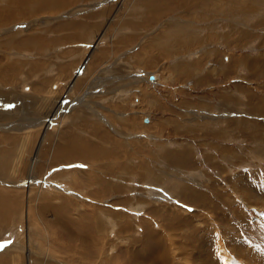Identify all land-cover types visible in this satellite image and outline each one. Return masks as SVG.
<instances>
[{
    "label": "rangeland",
    "instance_id": "1",
    "mask_svg": "<svg viewBox=\"0 0 264 264\" xmlns=\"http://www.w3.org/2000/svg\"><path fill=\"white\" fill-rule=\"evenodd\" d=\"M10 1L0 0V138L21 146L1 191L28 192L31 148L61 108L35 177L52 191L30 196L45 256L88 264L66 250L81 216L85 233L100 223L107 254L93 264H264V0ZM71 135L116 145V157L57 162ZM92 176L101 182L81 183ZM16 240L17 225L0 248Z\"/></svg>",
    "mask_w": 264,
    "mask_h": 264
},
{
    "label": "bare ground",
    "instance_id": "2",
    "mask_svg": "<svg viewBox=\"0 0 264 264\" xmlns=\"http://www.w3.org/2000/svg\"><path fill=\"white\" fill-rule=\"evenodd\" d=\"M35 1H37V0H35ZM60 1H63V0H60ZM68 1H66V2H68ZM170 1H168L166 3H168V5H169ZM178 1H181V0H176V3H178ZM16 3L21 4L23 6V8L25 9L27 7L32 8L33 3H35V2H34V0H11L9 2V5L11 6V4H16ZM48 4H49V2H48ZM159 4L161 5L160 9H162L164 2L163 3L160 2ZM184 4L186 5L185 0H184ZM49 7H50V5H49ZM1 12H2V9H0V13ZM12 12H13V10H12ZM29 17H30V15H27L25 19H27ZM15 65H17V64H10V65L7 64V66L2 68V70L6 71L7 74H9V73H11L13 75L17 74V72L20 70L21 67L19 68L18 67L19 65H17V66H15ZM36 66H38V65L36 64ZM152 77H153V79L154 78L156 79V76L152 75ZM31 80H32V78L30 77L29 81H31ZM24 81H27V79H24ZM74 86H75V84H69L68 89H70V91H71V89ZM15 90H16V88H15ZM68 95H69V91L65 97H68ZM0 97L4 98V99L0 98V101L4 100V102H5V98H7V96L2 95ZM53 109L54 110L52 112H50L49 115L46 117L47 121L46 122L44 121L46 123V125H45V128H44L42 135L40 137V141H41V143H39L40 145H38L36 147L33 146L31 148L30 154H32V156H30V157H32V159L29 163V168H28L29 169V177H27V180L25 183L26 187L28 188V192L27 191L14 192V191H12L13 190L12 188H11L12 190H10V188H9V190L6 189L5 192L3 190L2 191L0 190V223L1 222L6 223L5 225L0 224V240H6L8 230L10 228H14L16 225H17V228L19 229V231L22 232V241L21 242L16 240V242L18 241V243L14 242L10 246L4 247L3 249L0 248V264H13V262H15L16 260L19 262L20 259H18V258H21L23 261L26 262V264H34V262H36V264H58L55 261H53V259L47 258L49 255L47 257L45 256L44 248L38 247L39 244L36 243L35 238H34L33 233H32V224L30 222L31 216H30V212H29L30 209L32 208V206H31L32 201L31 200L33 198L31 199L30 196L32 194H34L33 187H36L37 185H39V187H40L39 190L41 192H47L48 191L47 189H50L48 187L44 188V186L41 185V183L37 184L38 178L36 179L35 177H36V173H38L39 170L41 171V169L38 168L40 165V162L44 161L42 158H40V156H41L40 153L43 151V156L46 155L47 152H46V149L44 148L45 142L49 143L48 140L52 139V135L50 137H48V129L50 128V125L52 126L53 123L58 121V116L61 114L60 106L59 107L54 106ZM146 120L148 121V119H146ZM31 123L26 122L24 124H31ZM11 129H15V130L17 129V131H19L22 128L21 127H17V128L11 127L10 129L8 128V130H11ZM14 135L15 134L12 133L11 136L8 135V137L4 138L3 140H1V138H0V180H1V178L4 179L5 177H7L8 174H10L13 171V169L16 168V165H17V163H16V160H17L16 151L21 146V142H20V139H18V135H16L15 137H14ZM54 136H56V135H54ZM72 136L73 135H71V137H67V142H65V141L60 142V144L56 145V147H55L56 149H53L54 151L51 150L53 152V153L52 152L51 153L54 156V158H56L57 162H73L75 160L78 162H92L96 159H112L113 157H116V154H117V151H116L117 146L116 145H114L113 148H111L112 145H110V143H109L110 147H107V146H103L101 144L84 142L83 139L80 140V138L76 135L74 137H72ZM4 141H7L6 144H4L5 143ZM27 157H28V154L26 155L25 158L27 159ZM18 161H20V160L18 159ZM46 161H47V159H46ZM47 163H48V161L46 162V164ZM40 166H42V165H40ZM106 166L108 167L109 164ZM67 179H68V174L66 172L62 171V172L56 174V180H60L61 182H62V180H65L66 185L72 186V184H68L69 181ZM79 179H81V178H79L78 176L75 177V181L77 180V182H78ZM45 180H47V179H45ZM88 181L99 183V182H101V178L99 176H97V177L92 176V177H89V179L87 178L84 181H81V183L85 184ZM75 185H74V187H75ZM42 194H44V193H42ZM46 195H47V197L44 195L46 198H43L44 196L43 197L41 196V197L43 199H47L50 196V195L48 196V194H46ZM44 201H43V205H44V203H47ZM49 204H48V206H49ZM41 208H42V205H41ZM42 210H43V212L40 211L41 213H45L47 211L46 208L45 209L42 208ZM21 215H22V217H21ZM54 218H56V217H54ZM58 218H56V219H58ZM79 218H80L79 223L76 222V224L79 227V230L76 233L77 235L74 233L72 234V236L75 238V242H76V244H78V246L66 244V246H68V245L70 246L66 250L70 253L72 259H76L77 261H82V262L88 263V264H93L94 259L96 257H98V255L99 256L100 255L105 256L107 254V253L105 254V250L103 251V248L99 246L100 244L96 245V239L94 237V234L96 231L95 230L96 226L100 223L95 224L92 222L94 224V226H90V232L91 233L88 234V233H85V231L87 232L86 228L84 227V226H86V224L82 223L81 216H79ZM12 223H15V226H14V224L12 226H9ZM56 223L58 225L60 224V226H62L60 221H59V223L58 222H56ZM62 224H65V223L62 222ZM101 226L105 227L103 225V222L101 223ZM91 227H92V229H91ZM97 229H98V227H97ZM96 235L98 236V234H96ZM55 242H56V244H58V242H60V241H54L53 244H55ZM2 244H3L2 241H0V245H2ZM49 244L50 243H48V245ZM61 245L65 246L63 244H61ZM23 247H25V249ZM93 253H95V254H93ZM89 260H90V262H89ZM44 261H46V262H44ZM96 262H95V264H96ZM23 264H24V262H23Z\"/></svg>",
    "mask_w": 264,
    "mask_h": 264
},
{
    "label": "water",
    "instance_id": "3",
    "mask_svg": "<svg viewBox=\"0 0 264 264\" xmlns=\"http://www.w3.org/2000/svg\"><path fill=\"white\" fill-rule=\"evenodd\" d=\"M151 78L153 79V77L151 76ZM147 121V120H146Z\"/></svg>",
    "mask_w": 264,
    "mask_h": 264
}]
</instances>
